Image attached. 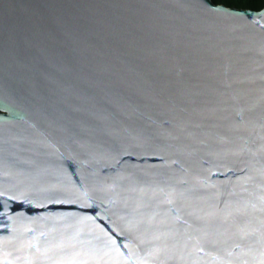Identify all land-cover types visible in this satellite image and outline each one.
Instances as JSON below:
<instances>
[{"label": "water", "instance_id": "water-1", "mask_svg": "<svg viewBox=\"0 0 264 264\" xmlns=\"http://www.w3.org/2000/svg\"><path fill=\"white\" fill-rule=\"evenodd\" d=\"M0 264H264V7L0 0Z\"/></svg>", "mask_w": 264, "mask_h": 264}, {"label": "trees", "instance_id": "trees-1", "mask_svg": "<svg viewBox=\"0 0 264 264\" xmlns=\"http://www.w3.org/2000/svg\"><path fill=\"white\" fill-rule=\"evenodd\" d=\"M215 4H222L227 7L261 10L264 7V0H212Z\"/></svg>", "mask_w": 264, "mask_h": 264}]
</instances>
